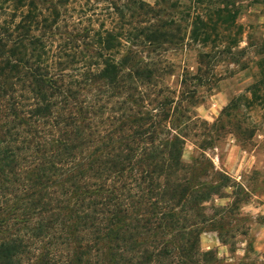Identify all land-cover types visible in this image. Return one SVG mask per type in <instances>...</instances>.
Instances as JSON below:
<instances>
[{
    "label": "trees",
    "instance_id": "1",
    "mask_svg": "<svg viewBox=\"0 0 264 264\" xmlns=\"http://www.w3.org/2000/svg\"><path fill=\"white\" fill-rule=\"evenodd\" d=\"M71 4L0 0V264L217 263L200 243L218 188L183 160L198 94L151 56L179 28L141 2L155 22L126 42L153 50L124 55Z\"/></svg>",
    "mask_w": 264,
    "mask_h": 264
},
{
    "label": "rangeland",
    "instance_id": "2",
    "mask_svg": "<svg viewBox=\"0 0 264 264\" xmlns=\"http://www.w3.org/2000/svg\"><path fill=\"white\" fill-rule=\"evenodd\" d=\"M71 2L69 16H82L83 28L113 31L124 55L153 50L126 42L151 29L141 2L174 20L180 43L151 56L170 65L165 85L176 96L183 80L198 94L183 160L198 162L200 180L218 188L205 204L215 227L207 225L201 250L214 254L210 264H264V0Z\"/></svg>",
    "mask_w": 264,
    "mask_h": 264
}]
</instances>
